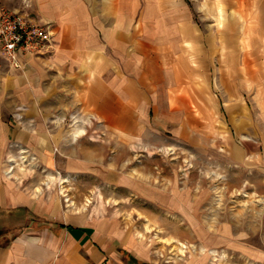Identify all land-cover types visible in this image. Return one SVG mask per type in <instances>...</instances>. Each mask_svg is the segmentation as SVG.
<instances>
[{"label": "crops", "instance_id": "crops-1", "mask_svg": "<svg viewBox=\"0 0 264 264\" xmlns=\"http://www.w3.org/2000/svg\"><path fill=\"white\" fill-rule=\"evenodd\" d=\"M167 1L28 0L25 6L23 0H0V7L47 25L52 35L43 54L23 56L20 68L12 67L0 52V226L21 227L13 236L0 233V264L146 261L129 230L114 216L64 209L44 189L35 191L34 182L21 187L7 179L2 166L12 142L35 156L38 169L58 168L93 182V142L80 138L70 148L74 135L62 133L65 125L59 119L71 110L95 114L104 129L127 136L147 129L150 109L157 114L184 113L179 129L188 130L197 70L191 55L196 30L179 2L170 16L163 14ZM151 2L154 9L147 5ZM257 7L247 18L264 33V6ZM242 8L246 15L247 7ZM216 28L212 42L209 30L201 35L200 63L207 92L212 78L218 83V109L227 121L219 132L255 138L264 130V94H256L257 83L264 81V58L251 43L244 51L241 33L227 39L225 31ZM202 101L207 118L202 127L210 130V118L215 120L220 112L208 93ZM18 106L24 107L21 121L12 117ZM233 145L231 158H240ZM110 177L113 173L107 171L104 179ZM21 215L25 220L19 219Z\"/></svg>", "mask_w": 264, "mask_h": 264}, {"label": "rangeland", "instance_id": "rangeland-1", "mask_svg": "<svg viewBox=\"0 0 264 264\" xmlns=\"http://www.w3.org/2000/svg\"><path fill=\"white\" fill-rule=\"evenodd\" d=\"M23 1L28 6V0ZM178 2L190 13L196 30L191 55L197 70L193 112L186 113L191 119L188 130L179 129L184 113L157 114L150 109L147 129L138 136H127L104 129L95 114L71 110L59 119L65 125L62 133L74 135L70 148L80 138L93 142V182L58 168L38 169L35 156L12 142L3 173L21 187L34 182L35 191L44 189L64 209L114 216L145 255L142 264H264V130L252 139L244 133L235 137L233 132H219L227 121L218 109V83L212 78L207 92L200 63L201 35L209 30L212 42L216 27L225 31L227 39L241 33L244 51L251 43L264 58V33L247 18L258 5L264 6V0H168L163 14L169 15ZM147 5L155 8L154 2ZM257 84L256 94L263 95L264 81ZM207 93L215 100L216 113L220 112V118H210V130L202 127L207 121L202 97ZM23 109L18 106L12 117L23 120ZM256 116L261 114L256 112ZM229 143L237 145L240 158H231L234 145ZM107 171L113 178L104 179ZM19 228L0 226V233L13 236Z\"/></svg>", "mask_w": 264, "mask_h": 264}, {"label": "built area", "instance_id": "built-area-1", "mask_svg": "<svg viewBox=\"0 0 264 264\" xmlns=\"http://www.w3.org/2000/svg\"><path fill=\"white\" fill-rule=\"evenodd\" d=\"M50 31L21 12L0 7V52L14 68L23 64V56H39L49 43Z\"/></svg>", "mask_w": 264, "mask_h": 264}, {"label": "bare ground", "instance_id": "bare-ground-1", "mask_svg": "<svg viewBox=\"0 0 264 264\" xmlns=\"http://www.w3.org/2000/svg\"><path fill=\"white\" fill-rule=\"evenodd\" d=\"M78 129V128H77ZM76 133H79V129L76 131Z\"/></svg>", "mask_w": 264, "mask_h": 264}]
</instances>
